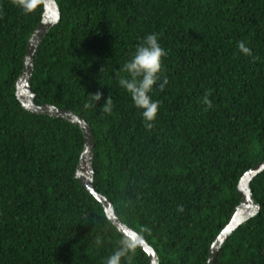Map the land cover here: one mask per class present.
Here are the masks:
<instances>
[{"label": "trees", "instance_id": "16d2710c", "mask_svg": "<svg viewBox=\"0 0 264 264\" xmlns=\"http://www.w3.org/2000/svg\"><path fill=\"white\" fill-rule=\"evenodd\" d=\"M30 2L26 13L18 0H0V264H104L124 235L75 176L81 129L31 113L16 97L43 12L42 0ZM56 2L60 19L34 60L35 103L90 125L96 191L159 264H206L240 202L241 176L264 160V0ZM150 33L167 53L168 78L151 93L160 101L152 128L118 83ZM98 91L97 108L86 106ZM108 96L113 111L100 114ZM251 191L259 212L231 233L214 264H264V170ZM131 264H149L148 255L138 247Z\"/></svg>", "mask_w": 264, "mask_h": 264}, {"label": "water", "instance_id": "95a60500", "mask_svg": "<svg viewBox=\"0 0 264 264\" xmlns=\"http://www.w3.org/2000/svg\"><path fill=\"white\" fill-rule=\"evenodd\" d=\"M42 3L43 12L41 20L36 25V28L28 39L23 68L21 74L16 79V97L23 108L31 113L62 118L81 129L84 144L76 166V178L84 186L86 192L91 194L101 204L106 217L114 225V227L124 236H128L133 240L139 241V247L148 255L149 264H159L158 255L154 248L149 245V243L138 232L121 221L115 213L113 203L107 196L99 191H96L97 189L95 188L93 182L94 135L90 125L86 122V120L69 110L58 108L49 103L38 105L34 101L35 94L31 89V77L34 69L35 56L45 34L51 27L58 23L60 19V9L56 0H42ZM263 170L264 160L252 166L241 176L237 186L240 202L236 206L229 222L211 243L206 264H214L221 246L228 239L231 233L259 212L260 206L255 202L251 191V181Z\"/></svg>", "mask_w": 264, "mask_h": 264}, {"label": "clouds", "instance_id": "9594fccd", "mask_svg": "<svg viewBox=\"0 0 264 264\" xmlns=\"http://www.w3.org/2000/svg\"><path fill=\"white\" fill-rule=\"evenodd\" d=\"M19 7L26 13L30 12L32 5L30 0H18ZM239 51L247 56L252 55V50L247 47L244 41L238 42ZM167 55L159 42L157 33L147 34L135 47L130 58L125 61L120 71L121 75L118 83L130 96L133 105L140 110V114L148 128L153 127V123L159 112L160 101L154 100L151 96L153 88L157 86L163 90L168 84V78L163 71L162 58ZM102 93L96 92L90 94L89 104L97 108L98 102L102 99ZM203 103L208 109L213 107L212 102L205 95ZM100 114H111L113 111V102L110 96L100 106ZM183 211L182 206L178 209ZM95 243L99 246L102 240L97 238ZM139 247V241L133 240L128 236H122L117 249L108 256L104 264H123L127 258L128 264H131V256Z\"/></svg>", "mask_w": 264, "mask_h": 264}]
</instances>
